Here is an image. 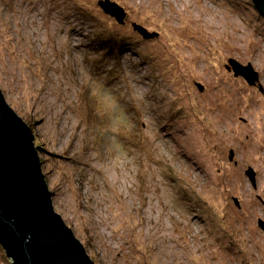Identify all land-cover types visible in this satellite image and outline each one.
<instances>
[{
	"label": "rangeland",
	"instance_id": "obj_1",
	"mask_svg": "<svg viewBox=\"0 0 264 264\" xmlns=\"http://www.w3.org/2000/svg\"><path fill=\"white\" fill-rule=\"evenodd\" d=\"M98 1L0 0V90L55 212L94 264H264V20L249 0H110L121 24Z\"/></svg>",
	"mask_w": 264,
	"mask_h": 264
},
{
	"label": "water",
	"instance_id": "obj_2",
	"mask_svg": "<svg viewBox=\"0 0 264 264\" xmlns=\"http://www.w3.org/2000/svg\"><path fill=\"white\" fill-rule=\"evenodd\" d=\"M250 2L264 20V0ZM97 5L122 24L125 12L118 4L102 0ZM132 26L144 38L153 36ZM226 68L249 85L258 82L250 65L230 59ZM34 140L31 128L10 108L0 90V247L11 264H94L53 208V193ZM247 175L254 185V173Z\"/></svg>",
	"mask_w": 264,
	"mask_h": 264
},
{
	"label": "trees",
	"instance_id": "obj_3",
	"mask_svg": "<svg viewBox=\"0 0 264 264\" xmlns=\"http://www.w3.org/2000/svg\"><path fill=\"white\" fill-rule=\"evenodd\" d=\"M250 2V0H249ZM253 7V6H252ZM254 8V7H253ZM255 10V9H254ZM256 11V10H255ZM257 13V12H256ZM105 33V28L101 27V31H100V36H98L99 38H97L96 43L100 44L101 47H104V45H108L109 46V51L113 52L117 49H127L128 48V43L127 42H118V39H114V43L113 41L109 42V40H107V36H104ZM106 34V33H105ZM108 43H107V42ZM106 42V43H105ZM112 46H115L114 48ZM105 49V48H104ZM34 135V134H33ZM36 145V144H35ZM40 158V157H39ZM41 160V159H40ZM42 163V161H41ZM47 181V180H46ZM48 185V184H47ZM8 263V259L5 255V252L0 248V264H7Z\"/></svg>",
	"mask_w": 264,
	"mask_h": 264
},
{
	"label": "bare ground",
	"instance_id": "obj_4",
	"mask_svg": "<svg viewBox=\"0 0 264 264\" xmlns=\"http://www.w3.org/2000/svg\"><path fill=\"white\" fill-rule=\"evenodd\" d=\"M226 70H227V68H226ZM228 71V70H227ZM229 72V71H228Z\"/></svg>",
	"mask_w": 264,
	"mask_h": 264
}]
</instances>
